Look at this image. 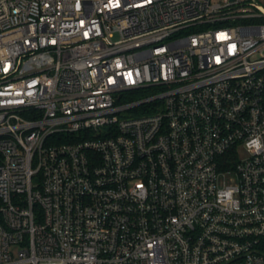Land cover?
<instances>
[{
    "label": "built area",
    "instance_id": "built-area-1",
    "mask_svg": "<svg viewBox=\"0 0 264 264\" xmlns=\"http://www.w3.org/2000/svg\"><path fill=\"white\" fill-rule=\"evenodd\" d=\"M0 264H264V0H0Z\"/></svg>",
    "mask_w": 264,
    "mask_h": 264
},
{
    "label": "rangeland",
    "instance_id": "rangeland-1",
    "mask_svg": "<svg viewBox=\"0 0 264 264\" xmlns=\"http://www.w3.org/2000/svg\"><path fill=\"white\" fill-rule=\"evenodd\" d=\"M216 1H219V0H212V2H216ZM130 114H137V113H133V112H131ZM246 152H244V151H240L239 152V158L241 159V158H244V157H246Z\"/></svg>",
    "mask_w": 264,
    "mask_h": 264
},
{
    "label": "trees",
    "instance_id": "trees-1",
    "mask_svg": "<svg viewBox=\"0 0 264 264\" xmlns=\"http://www.w3.org/2000/svg\"><path fill=\"white\" fill-rule=\"evenodd\" d=\"M139 95H137V93H133L131 96H129L128 100H133L138 98Z\"/></svg>",
    "mask_w": 264,
    "mask_h": 264
}]
</instances>
